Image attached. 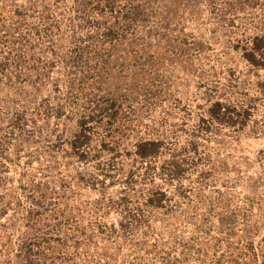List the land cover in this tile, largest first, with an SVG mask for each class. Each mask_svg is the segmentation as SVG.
I'll return each mask as SVG.
<instances>
[{
	"label": "trees",
	"instance_id": "obj_1",
	"mask_svg": "<svg viewBox=\"0 0 264 264\" xmlns=\"http://www.w3.org/2000/svg\"><path fill=\"white\" fill-rule=\"evenodd\" d=\"M248 137L264 0H0V264H264Z\"/></svg>",
	"mask_w": 264,
	"mask_h": 264
},
{
	"label": "rangeland",
	"instance_id": "obj_2",
	"mask_svg": "<svg viewBox=\"0 0 264 264\" xmlns=\"http://www.w3.org/2000/svg\"><path fill=\"white\" fill-rule=\"evenodd\" d=\"M175 75H178V74H176L174 72V78H175ZM179 75H181V74H179ZM180 107H182V105ZM241 144H242V147L240 150H238V152L243 151V152L249 153L250 151H255L258 148L263 147L264 146V138H252V137L243 138L241 141ZM249 154L252 155V152H250ZM78 190L81 193L82 198H91L94 196V192H92L89 188H81L80 187Z\"/></svg>",
	"mask_w": 264,
	"mask_h": 264
}]
</instances>
